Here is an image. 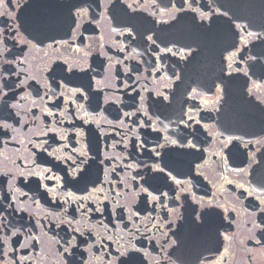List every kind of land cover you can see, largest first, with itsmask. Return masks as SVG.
<instances>
[{"label": "flooded vegetation", "instance_id": "1", "mask_svg": "<svg viewBox=\"0 0 264 264\" xmlns=\"http://www.w3.org/2000/svg\"><path fill=\"white\" fill-rule=\"evenodd\" d=\"M0 264H264V0H0Z\"/></svg>", "mask_w": 264, "mask_h": 264}]
</instances>
